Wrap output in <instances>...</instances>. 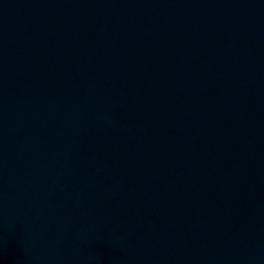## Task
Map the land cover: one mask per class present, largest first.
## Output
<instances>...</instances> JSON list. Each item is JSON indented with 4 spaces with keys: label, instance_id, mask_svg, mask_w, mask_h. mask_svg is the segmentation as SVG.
Here are the masks:
<instances>
[{
    "label": "water",
    "instance_id": "water-1",
    "mask_svg": "<svg viewBox=\"0 0 264 264\" xmlns=\"http://www.w3.org/2000/svg\"><path fill=\"white\" fill-rule=\"evenodd\" d=\"M0 264H264V0H0Z\"/></svg>",
    "mask_w": 264,
    "mask_h": 264
}]
</instances>
